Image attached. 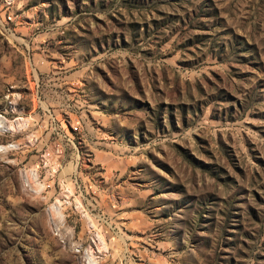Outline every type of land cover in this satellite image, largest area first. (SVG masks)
Segmentation results:
<instances>
[{
	"label": "rangeland",
	"instance_id": "1",
	"mask_svg": "<svg viewBox=\"0 0 264 264\" xmlns=\"http://www.w3.org/2000/svg\"><path fill=\"white\" fill-rule=\"evenodd\" d=\"M0 264H264V0H0Z\"/></svg>",
	"mask_w": 264,
	"mask_h": 264
}]
</instances>
